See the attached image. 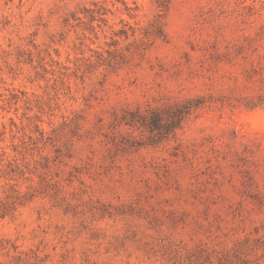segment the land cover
I'll return each instance as SVG.
<instances>
[{"label": "rangeland", "instance_id": "1", "mask_svg": "<svg viewBox=\"0 0 264 264\" xmlns=\"http://www.w3.org/2000/svg\"><path fill=\"white\" fill-rule=\"evenodd\" d=\"M0 264H264V0H0Z\"/></svg>", "mask_w": 264, "mask_h": 264}]
</instances>
